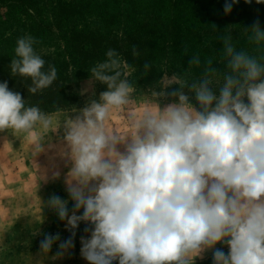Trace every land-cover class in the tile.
<instances>
[{"label": "clouds", "instance_id": "obj_1", "mask_svg": "<svg viewBox=\"0 0 264 264\" xmlns=\"http://www.w3.org/2000/svg\"><path fill=\"white\" fill-rule=\"evenodd\" d=\"M237 2L225 0L224 13ZM243 29L253 52L238 49L226 28L217 37L226 70L196 53L183 74L165 76L152 91L155 103L139 110L115 50L90 68L106 90L92 92L63 122L68 199L53 194L46 202L70 236L45 233L42 254L57 242L56 257L68 253L83 223L80 256L88 264H195L208 252L212 264H264V30L258 19ZM39 43L31 34L18 37L9 64L11 76L31 80L32 94L57 79ZM193 67L202 68L198 78H191ZM114 110L123 112L127 132L108 127ZM37 127L54 132L61 123L0 82V132ZM44 140L33 136L36 153Z\"/></svg>", "mask_w": 264, "mask_h": 264}, {"label": "trees", "instance_id": "obj_2", "mask_svg": "<svg viewBox=\"0 0 264 264\" xmlns=\"http://www.w3.org/2000/svg\"><path fill=\"white\" fill-rule=\"evenodd\" d=\"M225 0H0V82L18 91L29 106L45 113L68 111L86 104L92 92L106 90L92 80L90 68L115 50L127 65L125 72L135 89L155 83L163 74L181 73L188 60L215 57L221 62L222 44L217 39L231 32L238 49L253 52L243 28L257 19L264 30V3L238 0L230 14ZM213 25L217 29H213ZM31 34L40 41L36 51L46 65L57 69L53 84L36 94L29 93L30 79L11 76L10 60L18 37ZM135 48L137 55L133 54ZM187 49V51H185ZM150 68L145 71L144 64ZM202 68L192 69L198 78ZM90 82V83H89ZM90 85V91L83 88ZM195 264H212V257Z\"/></svg>", "mask_w": 264, "mask_h": 264}, {"label": "rangeland", "instance_id": "obj_3", "mask_svg": "<svg viewBox=\"0 0 264 264\" xmlns=\"http://www.w3.org/2000/svg\"><path fill=\"white\" fill-rule=\"evenodd\" d=\"M170 75L163 74L155 83L147 84L139 90L135 89L133 99L137 110L146 104L155 103L152 91L161 85L165 76ZM83 90L89 92L90 85L86 84ZM84 106L85 104L68 111L49 113L54 124L61 123V127L54 132L44 133L39 127L28 134L15 133L12 130L0 132V137H5L0 140L1 196L10 185V187H14L9 188L13 191L11 202L17 215L19 211H24V209L32 216L36 213L42 214L39 225L34 228L18 223L4 232L0 239V264H88L80 256V238L86 235L83 231L85 227L83 223L76 231L74 248L68 253L56 257L59 242L54 244L47 254L40 252V241L44 238L45 233L56 234L58 232L61 240L70 236V232L65 229L64 222L60 221L55 212L46 206V202L53 194L62 199H68L67 176L65 174L70 170V162L66 157L60 155V149L63 147L62 124L69 116H73L76 111ZM108 127L110 129L115 128L121 133L129 130L121 110L113 111L108 121ZM41 135L45 138L44 151L36 153L33 146V136ZM54 171L60 172L59 178H52ZM3 201L8 200L4 199ZM68 207L71 209V201H69ZM210 257L211 253L208 252L203 260L197 258L195 262L204 261Z\"/></svg>", "mask_w": 264, "mask_h": 264}, {"label": "crops", "instance_id": "obj_4", "mask_svg": "<svg viewBox=\"0 0 264 264\" xmlns=\"http://www.w3.org/2000/svg\"><path fill=\"white\" fill-rule=\"evenodd\" d=\"M4 138L0 137V140ZM65 175L67 176V173ZM6 183H8L7 180ZM9 187L8 189H6L3 196H1L0 194V239L1 237H3L4 232L8 230V228H10L12 225L20 223L24 226L34 228L39 225L42 217V214L39 215L38 213L32 216L31 214L28 213L26 209H24V211H19L17 215L14 211V208L12 207V202H11L13 197L12 196L13 191L10 188H14V187L12 186L10 188ZM4 199L8 201L4 202L3 201Z\"/></svg>", "mask_w": 264, "mask_h": 264}]
</instances>
